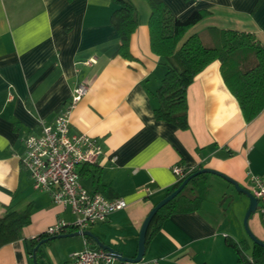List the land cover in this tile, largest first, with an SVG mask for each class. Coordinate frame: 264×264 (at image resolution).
Listing matches in <instances>:
<instances>
[{
	"label": "crops",
	"instance_id": "crops-1",
	"mask_svg": "<svg viewBox=\"0 0 264 264\" xmlns=\"http://www.w3.org/2000/svg\"><path fill=\"white\" fill-rule=\"evenodd\" d=\"M163 1L180 18L196 8L210 11L192 32L209 26L251 31L264 43V0L256 11L257 0ZM133 2L139 26L131 38L135 58L127 59L115 54L121 39L111 23L117 8L112 0H0V216L7 208L32 206L31 222L17 239L0 246V264H35L34 253L40 264H61L85 240L91 247L135 256L146 216L177 182L172 170L177 163L191 171L215 169L249 190L252 174L264 179V109L246 121L219 60L197 73L188 87V128L155 117L151 94L167 66L150 47L147 0ZM79 84L89 90L71 114L72 131L98 137L104 148L94 165L97 173H81L82 181L108 197H125L128 205L86 230L67 227L62 234L69 235H49L35 250L33 237L60 221L74 224L76 215L54 203L49 191L34 187L19 158L23 138L39 132L42 122H52ZM216 177L222 176L212 181L236 202L231 218L220 209H205L204 202L197 211L174 214L152 239L145 260L236 264L238 254L226 237L253 242L244 224L250 199ZM248 223L264 241V212L257 209Z\"/></svg>",
	"mask_w": 264,
	"mask_h": 264
},
{
	"label": "trees",
	"instance_id": "trees-1",
	"mask_svg": "<svg viewBox=\"0 0 264 264\" xmlns=\"http://www.w3.org/2000/svg\"><path fill=\"white\" fill-rule=\"evenodd\" d=\"M112 1L117 4V8L111 15V23L121 39L115 54L134 59L131 38L139 26L137 7L133 0ZM147 2L150 6L148 20L150 47L167 66L160 85L151 94L155 117L173 123L179 128H188V87L197 73L214 60L220 61L224 81L235 95L246 121L249 122L257 117L264 109V43L257 35L251 31L218 26H209L203 32H192L191 29L196 24L210 15L209 10L196 8L186 18H180L163 0H147ZM262 2L263 0H257L253 11H256ZM14 129H20L18 121H14ZM94 165H83L82 175L97 173ZM195 171L189 172L183 179L177 181L165 195L177 189ZM206 174L199 173L193 176L177 196L157 211L147 229L146 250L164 222L172 215L197 211L202 207L206 189L201 195H188L184 191L189 186L197 188ZM97 181L100 182V178ZM104 191L111 196L108 187H104ZM31 214V205L22 211L6 209L0 216V246L18 238L22 228L31 222ZM67 227H70L71 231L77 228L75 224L63 225L61 232L53 234L52 237L65 233ZM45 237L47 236L44 232L33 237L34 246L48 241L44 239ZM226 242L238 254L236 264H264V246L254 241L251 243L248 240L237 241L231 237H226ZM248 255L252 257V261ZM37 258L40 262L39 254ZM159 264L165 263L159 262Z\"/></svg>",
	"mask_w": 264,
	"mask_h": 264
},
{
	"label": "built area",
	"instance_id": "built-area-1",
	"mask_svg": "<svg viewBox=\"0 0 264 264\" xmlns=\"http://www.w3.org/2000/svg\"><path fill=\"white\" fill-rule=\"evenodd\" d=\"M88 90L86 84L77 85L71 99L59 108L52 122H42L39 132L30 133L23 138L24 151L19 154L21 164L34 181V187L49 191L54 203L69 207L76 215L74 224L80 230L106 221L112 212L128 205L125 197H108L99 190L88 188L82 181L81 167L97 163L104 153L98 137L88 132L72 131L71 114ZM172 170L177 181L191 172L182 163L173 165ZM250 180V191L258 198L257 209L264 212V179L252 174ZM147 193H152L150 187L147 188ZM63 225H66L65 222L60 221L48 226L44 235L60 233ZM248 258L253 260L250 255ZM159 262V259L145 260L144 257L138 261L121 260L113 250L102 246L91 247L85 240L84 247L73 251L70 258L61 264H159Z\"/></svg>",
	"mask_w": 264,
	"mask_h": 264
},
{
	"label": "water",
	"instance_id": "water-1",
	"mask_svg": "<svg viewBox=\"0 0 264 264\" xmlns=\"http://www.w3.org/2000/svg\"><path fill=\"white\" fill-rule=\"evenodd\" d=\"M199 173H215V174H218L220 176H222L223 178H225L226 180L230 181L231 183L234 184V186L236 187V189L239 191V192H242L244 194H246L249 199H250V204H249V207L245 213V216H244V224H245V228L247 230V232L249 233L250 237L252 238V240L262 246H264V241L259 239L250 229L249 227V223H248V219H249V216L255 212L257 210V206H258V198L248 189V188H245L243 186H241L236 180H234L233 178L229 177L228 175L220 172V171H217L215 169H211V168H200L198 169L197 171L193 172L192 174H190L181 184L180 186L175 189L173 192L167 194L166 196H164L162 199H160L153 207L152 209L150 210V212L148 213V215L146 216L143 224H142V227H141V230H140V236H139V242H138V251H137V254L133 257H128V256H123L122 254H120L119 252L109 248V247H106V248H109L111 250H113L119 259L121 260H134V261H138L140 259H142L144 256H145V253H146V247H145V241H146V233H147V229L150 225V222L151 220L153 219L154 215L157 213V211L162 207L164 206L169 200H171L172 198H174L175 196H177L181 191L182 189L186 186V184L189 182V180L199 174ZM76 234H88L87 231H77L75 232ZM66 235H69V234H59L57 236H66ZM71 235V234H70ZM56 236H53L51 238H54ZM39 247V245L35 246V250H37ZM102 247H105V246H102ZM33 258H34V262L35 264H40L39 261H38V258H37V254L34 253L33 254Z\"/></svg>",
	"mask_w": 264,
	"mask_h": 264
},
{
	"label": "rangeland",
	"instance_id": "rangeland-1",
	"mask_svg": "<svg viewBox=\"0 0 264 264\" xmlns=\"http://www.w3.org/2000/svg\"><path fill=\"white\" fill-rule=\"evenodd\" d=\"M215 176L218 175L214 173H207L206 177L201 179L197 188H192L191 186H189L185 189L184 192L187 193L188 195L191 194L201 195L207 191L204 199L203 207L211 212L212 210L210 208H215L216 210L220 209V213L222 214V216L229 219L231 218L232 213L234 214L233 211L235 210L236 202L231 196L228 197V195H225L226 190H223V188L219 186L218 183L212 181V178H215ZM216 178H220L222 182H225L223 184H228L226 183L228 181L222 179V177H216Z\"/></svg>",
	"mask_w": 264,
	"mask_h": 264
}]
</instances>
